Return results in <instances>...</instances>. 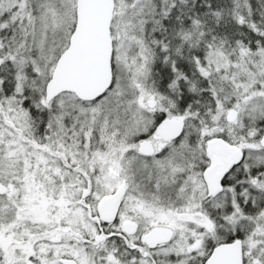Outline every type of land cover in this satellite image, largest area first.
<instances>
[{
	"label": "snow or ice",
	"instance_id": "snow-or-ice-1",
	"mask_svg": "<svg viewBox=\"0 0 264 264\" xmlns=\"http://www.w3.org/2000/svg\"><path fill=\"white\" fill-rule=\"evenodd\" d=\"M0 264H264V0H0Z\"/></svg>",
	"mask_w": 264,
	"mask_h": 264
}]
</instances>
